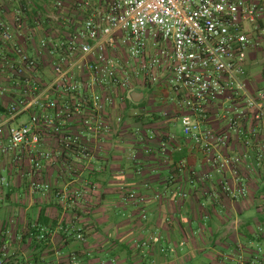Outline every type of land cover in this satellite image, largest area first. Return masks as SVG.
Instances as JSON below:
<instances>
[{"label": "built area", "instance_id": "2783aa9c", "mask_svg": "<svg viewBox=\"0 0 264 264\" xmlns=\"http://www.w3.org/2000/svg\"><path fill=\"white\" fill-rule=\"evenodd\" d=\"M43 11L28 2L14 9L11 23L0 19V75L12 95L0 118L6 139L0 154L28 162L31 193L55 189L61 205L76 207L84 194L75 185L123 124L131 93L159 84L173 95L183 136L216 173L238 182L247 153H227L230 135L248 149L257 128L264 129V83L255 87L248 80L249 61L264 59V0H53L51 11ZM213 108H223L224 131L210 126ZM256 146L255 161L262 163L264 140ZM44 162L59 164L65 187L38 177ZM178 168L188 182L197 179L186 161ZM0 185L8 186L6 178L0 176ZM221 187L234 199L247 196L239 183ZM120 191L125 205L145 206L146 195L124 186ZM140 219H147L143 209ZM58 230L81 246L88 242L83 227L67 223ZM29 234L44 243L55 236L37 224ZM7 238L0 264L13 256ZM55 255L49 264H80L78 250Z\"/></svg>", "mask_w": 264, "mask_h": 264}, {"label": "crops", "instance_id": "0c3cea01", "mask_svg": "<svg viewBox=\"0 0 264 264\" xmlns=\"http://www.w3.org/2000/svg\"><path fill=\"white\" fill-rule=\"evenodd\" d=\"M28 2L42 12L53 7V0H0V19L11 23L14 9ZM263 63L261 55L249 61L248 80L255 87L264 83ZM11 100L0 75V118ZM222 110L210 111V126L218 131L226 129L218 115ZM121 112L123 124L101 143L102 151L75 185L84 195L74 208L61 205L55 189L31 193L28 162L0 154V176L8 183L0 185V243L7 238L3 232L9 230L6 240L13 253L9 264H49L56 260L58 249L65 255L78 250L80 264H264V162L255 161L264 129L257 128L248 149L230 135L227 153H247L236 182L228 172L216 173L183 136L173 95L163 85L134 90ZM169 135L174 138L169 140ZM5 142L0 137V146ZM177 146L182 150H176ZM182 160L196 172L193 183L179 171ZM38 177L58 190L68 183L59 164L44 162ZM225 181L232 188L243 185L247 196L234 199L223 193ZM87 183L95 189H88ZM121 186L146 195L145 206L125 205ZM142 209L146 220L140 219ZM67 223L85 229V246L58 230ZM36 224L54 231L51 242L31 240L29 232ZM136 241H147L149 246L138 250Z\"/></svg>", "mask_w": 264, "mask_h": 264}, {"label": "trees", "instance_id": "16d2710c", "mask_svg": "<svg viewBox=\"0 0 264 264\" xmlns=\"http://www.w3.org/2000/svg\"><path fill=\"white\" fill-rule=\"evenodd\" d=\"M31 237V240H33V241H36V242H38L35 238H34V236H30ZM38 243H44V242H38ZM36 245H38V244H36Z\"/></svg>", "mask_w": 264, "mask_h": 264}, {"label": "water", "instance_id": "95a60500", "mask_svg": "<svg viewBox=\"0 0 264 264\" xmlns=\"http://www.w3.org/2000/svg\"><path fill=\"white\" fill-rule=\"evenodd\" d=\"M135 94H136V95H139V93H135ZM132 99H133L134 101H136V102L138 101V99H134V98H132Z\"/></svg>", "mask_w": 264, "mask_h": 264}]
</instances>
